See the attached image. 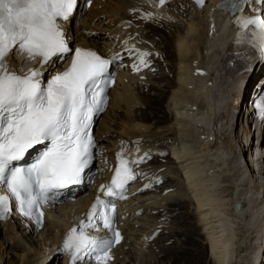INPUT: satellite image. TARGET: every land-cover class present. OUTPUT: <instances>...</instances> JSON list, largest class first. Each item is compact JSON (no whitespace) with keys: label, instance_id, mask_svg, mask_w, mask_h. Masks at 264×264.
I'll return each mask as SVG.
<instances>
[{"label":"bare ground","instance_id":"6f19581e","mask_svg":"<svg viewBox=\"0 0 264 264\" xmlns=\"http://www.w3.org/2000/svg\"><path fill=\"white\" fill-rule=\"evenodd\" d=\"M219 1L206 0L204 7L197 10L192 0H165L162 6L157 3V0H105L104 3H94L95 7L89 13L86 12L84 16L81 10L77 11L74 19L71 18V22L65 26V30L69 31L66 36H69L70 44L104 52L115 42L111 40V34H100L102 31L96 32L97 29L92 28V25L96 24L95 26L99 27L105 24L108 31L113 29V22L125 19L130 22L127 25L135 40L146 47L144 50L151 53L149 63L154 61L147 71L139 75H124L119 78L118 84L111 90L110 105L98 130L96 129L97 138L108 152L116 148L118 157L122 156L123 159L133 156L134 153H140L141 156L138 157L137 154L133 162L139 158L141 165V161L148 160L149 156L142 157L144 149L150 148V145L154 146V142L158 139L167 138L165 148L171 151L173 145L169 137L176 136L184 142V139H188V136L183 134L186 131H191L190 137L193 134L195 142L201 149L199 153L194 154H191L189 149L181 156L175 149H172L177 161L183 164L184 169L188 168L185 179L189 185V188L187 187L189 194L192 196L182 198L174 196L177 189L183 185L174 178L166 177V172L158 176L162 168H159L155 162L154 169H157L147 170L144 184L147 189L143 188L144 194L140 195L143 198L138 196L139 194L133 195L134 197L121 203L120 213L123 211V204L129 205L127 210L130 221L127 228L124 225L126 241L115 251V261L112 264H132L135 254L141 248L149 249L146 251L148 256L154 254V250L159 249V243H154V247L150 244L151 246L148 247V243L141 242V239L145 236L146 239L147 237L151 239L164 230L170 231L169 240L178 239V241L168 248L163 247L158 255H153L156 259L166 258L160 264H163V261L164 264H207L208 262L209 264H229L231 256L227 261L226 252L232 249L229 245L235 241H232L233 235L229 234L230 228L227 229L226 225H223L224 221L229 220L226 216H234L231 215L232 212L237 213V219L241 218L243 221L238 225L241 226L243 223L245 228L250 227L256 213L253 209L247 210L245 203L250 200L247 204H254L255 208H258V196L262 194L261 212L258 213L264 218V155L253 160L254 135L249 125L246 124L247 120L243 115L245 110L242 109L248 107L251 95L262 86L264 61L256 55L250 59L243 58L248 55V52L244 50L245 48L235 46L234 41L237 37L231 41L234 29L237 27L238 32L240 29L235 19L231 22L226 13L216 10ZM173 4L177 6L176 9L179 6H182V9L169 11L167 8ZM100 5L101 9H99ZM193 9L197 10L196 16L187 20L184 28L179 27L181 16H185ZM149 14L150 18H148ZM137 19H144L146 24L139 22L140 25L136 26L131 23ZM148 22L153 23L152 27L148 25ZM86 29H89L88 35L84 33ZM73 33L74 36L71 38ZM93 33H96L95 37L91 36ZM157 41H159L158 44ZM169 65H171L170 68ZM11 67L15 70L16 65L11 63ZM141 67L139 65V68ZM125 80H129L128 83H125ZM142 88H144L143 94L141 93ZM135 89H138L137 94ZM146 89H148V95H146ZM176 100L182 104V110L186 114H190L192 112L190 110L194 107L201 109V116L196 119L198 123L196 120V123H191L187 117L182 116L183 111H177L176 124L172 126L168 124L171 122V117L167 112L169 107H165L164 104L163 107L162 103L170 104L169 102ZM138 103H144L147 106L146 109H137ZM238 126H240V131H238ZM103 134L106 136L104 139ZM245 136L250 139V142L245 143ZM260 147H263V142ZM212 157L222 161L224 166L225 163L228 164L226 170L224 168L218 170L219 173L225 175L224 177L229 178L231 183L234 182L230 188L234 191L231 197L239 190L237 200L232 201V199L230 202L222 199L214 200L215 196H212V193L219 185H217L218 179L213 176L217 170L212 169L214 166L211 164L214 161ZM241 159L245 161V165L240 164ZM134 164L131 167H134ZM203 164H205L204 167L201 166ZM206 168L211 169L206 170ZM163 171L166 170L163 169ZM206 171L209 173L208 177H206ZM244 173L248 175L245 176ZM161 179H163L162 182L165 179L168 181L161 186ZM155 182L156 184H153ZM153 187L160 189L162 196L145 199L149 196L147 190ZM169 188H172L170 192ZM93 199L94 196L90 194L74 203L67 201L59 206L51 207L43 225L48 228L42 227L40 233L45 237L44 239L38 237L36 241L33 237L41 228L18 217L8 216L0 221L1 246L4 247L7 243L9 246V240L21 234L22 238L9 246L10 250L20 248L23 252L19 255L20 264L45 262L46 256H41L44 252L33 250L34 254H30L31 248L33 249V245H37V242L44 246L45 251L46 246L52 248L53 256L57 260L61 259L62 244L68 229L76 226L80 220H85L87 209ZM238 202L244 203L238 207ZM229 204L236 205L235 210H230L231 213L228 212V208H225ZM164 205H167V211L162 209ZM193 205L196 208L191 211ZM154 209L160 210L159 216L153 214ZM166 214L174 221L167 222V218L160 219V216ZM121 221L123 222V218H120ZM262 223L261 230L252 233V235L260 234L258 235L260 238H252V241H258L254 248L257 256L252 259V252L248 255L252 258L250 257L249 261L243 259L242 264L244 262L245 264H257V260L264 253V222ZM55 230L59 232L56 236L53 234ZM250 233L244 232L248 236L247 240L252 236ZM7 255L8 249L5 247L0 249L1 261L7 258ZM144 255L142 257H145ZM13 260L7 261L6 259L4 264H17ZM143 261L147 260L143 259ZM63 264H69V261L66 263V260H63Z\"/></svg>","mask_w":264,"mask_h":264},{"label":"snow or ice","instance_id":"6c2138e0","mask_svg":"<svg viewBox=\"0 0 264 264\" xmlns=\"http://www.w3.org/2000/svg\"><path fill=\"white\" fill-rule=\"evenodd\" d=\"M196 2L203 6L205 0ZM251 2L233 3V13H241L235 17L240 32L234 44L250 48L252 55L264 61V15L242 14L244 4ZM255 2L264 5V0ZM158 3L162 6L165 0ZM77 9L78 0H0V220L7 218L15 202L20 213L39 224L44 205L88 178L86 169L97 147L92 135L94 117L105 110L114 77L108 71L112 60L95 51L70 47L64 25L74 19ZM21 54L28 60L38 59L40 68L23 75L10 72V55ZM137 55L139 65L146 67L148 53L137 50ZM66 56L71 58L70 66L54 71L45 83L41 79L44 72ZM256 106L264 119V95ZM33 152L38 155L28 164L26 156ZM119 159L111 185L100 190L105 196L124 199L128 181L135 179L130 165L136 162ZM115 208L113 201L98 196L87 223L71 230L63 250L73 264L85 258L107 264L111 259L113 246L122 239L113 226ZM94 217L99 224L93 223ZM101 226L110 235L100 237L85 231Z\"/></svg>","mask_w":264,"mask_h":264},{"label":"rangeland","instance_id":"374dc122","mask_svg":"<svg viewBox=\"0 0 264 264\" xmlns=\"http://www.w3.org/2000/svg\"><path fill=\"white\" fill-rule=\"evenodd\" d=\"M149 1V0H148ZM150 3H151V1H150ZM153 3H151V5H152ZM172 5V4H171ZM192 6L194 7V5L192 4ZM175 7H177V6H175L174 4H173V6H170L169 8H167L169 11H177V9H182V6L180 7H178L177 9L175 8ZM197 7V6H196ZM196 7H194L195 9H196ZM172 8V9H171ZM180 9V10H181ZM195 9H193V10H190L189 12H187L186 13V15L185 16H181V20H180V22L181 23H179L178 24V26L179 27H181V28H184L185 27V23L187 22V20H189V19H192L193 17H195L196 16V12H197V10L199 9L198 7H197V10H195ZM180 10H179V12H180ZM196 13V14H195ZM134 19V18H133ZM139 22H145V24H146V21H144V19H140L139 21H137V20H133V21H131V23L132 24H134V25H136V26H138V25H140L139 24ZM96 24H93L92 25V28H94V29H97L96 31H98V32H100V31H102V30H106L107 31V26L105 25V24H102V25H100L99 27H96L95 26ZM148 25H150V27H152V25H153V23H149L148 22ZM94 26V27H93ZM82 28H84V26L82 27ZM146 31H147V29H146ZM72 36H74V34L72 35ZM153 39H155V38H153ZM158 39V38H157ZM155 42H156V40H154ZM158 42L159 41H157V44H158ZM155 61H156V59H155ZM153 63H154V61L152 62V65H153ZM202 65V64H201ZM169 68L171 67V65H169L168 66ZM137 90V91H136ZM135 91V93L137 94L138 93V89H135L134 90ZM146 95H148V89H146ZM141 93L143 94L144 93V88H142V90H141ZM145 97V96H144ZM153 97H154V95H153ZM170 104H168V102L167 103H165V102H163L162 103V105L164 104L165 105V107H169V111L167 110V112H169V116L171 117V122H169L168 124H170L171 126L172 125H174V124H176V116H175V114L177 113V111H183L182 109H183V106H181L182 104H180L179 102H177V100L176 101H171V102H169ZM168 104V105H167ZM218 104V103H217ZM164 105H163V107H164ZM146 105L144 104V103H138V107H137V109H142V110H145L146 109ZM245 108L246 107H243L242 109L243 110H245ZM201 109L199 108V107H194V108H192V110H190V111H192L190 114H186L185 113V111H183L182 113V116L183 117H187V119L189 120V121H191V123H196L195 122V120L196 119H199V117L201 116V114H200V111ZM134 114V113H133ZM200 114V115H199ZM140 115V114H139ZM103 116H105V114L103 115ZM103 119H104V117H102V119L100 120V122H99V124H98V128H99V126H100V124H101V122L103 121ZM197 121V120H196ZM197 123H198V121H197ZM154 126V125H153ZM153 126H151L152 128H154ZM98 130V129H97ZM179 131H180V129H178ZM241 129H240V126H238V131H240ZM178 131V132H179ZM190 132V133H189ZM180 134H182L181 132H179ZM185 136H188V139H184L185 141L184 142H182V141H180L179 140V138L178 137H169V139H170V141H171V143H172V149L174 150L175 149V151L176 152H178L179 154H180V156L181 155H183L185 152H187L189 149H190V153L192 154H194V153H199L200 151H201V149H199V145L195 142L196 140L194 139V137H193V134H192V136L190 137V135H191V131H186L185 133H183ZM161 140H163V141H161ZM165 140H167V138H162V139H158V140H156L154 143V146L153 145H150V143H147V145H150V148H148V149H144L143 150V152H142V157H147L148 155V160H145V161H141V165H140V167H145L146 169H148V170H151V171H154L155 169H157V168H155L154 169V165H155V162H157V164L156 165H158L159 166V168H162V172H160V174H158V176L159 175H161V174H163V173H165L166 174V177H170V178H174L178 183H180L181 185H183V187H181L180 189H177V191L174 193L175 195L174 196H176V197H179V198H182V197H189V196H192V194L190 195L189 194V192L190 191H188V189H187V187L189 188V185H187L188 183L186 182V177H187V173H188V168L187 169H184V166H183V164H181V162L180 161H177V158L176 157H174L173 156V151H172V149H171V151H170V149H169V153H168V149H166L165 147ZM188 140H189V142H188ZM192 140H193V142H192ZM153 141V140H152ZM254 146V145H253ZM249 152V151H248ZM146 156H145V155ZM150 157H151V159H150ZM160 158L162 159V160H160ZM149 159H150V161H149ZM212 160H214L213 162H211V164H213L214 166L212 167V169H216L217 170V173H215L213 176H215L217 179H218V184L217 185H219V187H217V188H215L214 190H215V192L214 193H212V196H215V198H214V200H216V199H222L223 201H227L228 200V202H230L232 199V201H235V200H237L238 198H239V194L237 193V192H239V190H237L235 193V195H233V197H231V194L232 193H234V191L233 190H231L230 188H232V183H234V182H230L231 180H229V178H226V177H224L225 175L224 174H221V173H219V170L218 169H223L224 168V170H226V168L228 167V164H226L225 163V166L223 165V162L222 161H220V160H218L216 157H212ZM225 161V160H224ZM158 162H160V164L158 163ZM226 162H227V160H226ZM244 164L245 165V161L243 160V159H241L240 160V164ZM242 164V165H243ZM218 165V166H217ZM202 167H204L205 166V164H203V165H201ZM155 167H157V166H155ZM192 167V166H191ZM190 167V168H191ZM163 169H165L166 171H163ZM209 169H211V168H206V170H209ZM161 170V169H160ZM202 170H205V169H203L202 168ZM204 172V171H203ZM227 172V171H226ZM205 174H206V177H208L207 175L209 174L207 171L205 172ZM244 175L246 176V175H248V173H244ZM205 177V176H204ZM162 180L163 179H161V181L160 182H162ZM242 180V179H241ZM167 181H168V179H165V181H163L162 183H161V186L165 183H167ZM220 183V184H219ZM164 184V185H165ZM156 187H153L152 189H149V190H151V192H149V194H147V195H149L148 197H146L145 199H147V198H157V197H159V196H162V194H160L161 193V190L160 189H155ZM226 189V190H225ZM172 190V188H169V192ZM228 190V191H227ZM227 191V192H226ZM139 195H141V194H139ZM217 195H218V198H217ZM210 196V195H209ZM235 196H236V198H235ZM238 196V197H237ZM140 197H142V196H140ZM222 197H224V198H222ZM259 198H258V202H259V205H258V208H255V206L256 205H254V204H251L250 205V203H248L247 204V202H249V201H247L246 203H245V206H247V210L249 209V210H254V212L256 213V216H254V219L252 220V223H251V226L249 227V226H247L246 228L243 226V223H242V225L241 226H239L238 224L240 223V222H243L242 220H241V218L240 219H237V217H236V215H237V213L236 214H233V212H232V214L231 215H234V216H226V219H229L228 221L226 220V221H224L225 223H223V225L225 224L226 225V228L228 229V227L230 228V230H231V232L229 233L230 234V236H232L231 238H232V241H235V242H232L233 243V245H232V243L229 245L232 249H228V252H230V254H227L228 252H226V255H227V261H229L230 259V262L231 263H229V264H242V262L244 261V260H247V261H249L250 260V257L252 258V259H255L256 257L255 256H257L256 254H257V251H254L255 249V247H256V245L258 244V241H255V240H253L252 241V238H260V236H258V235H260L259 233H255V234H253L252 235V233L254 232V231H256V230H261V228H262V222H264V218H263V216H261L258 212L260 211V203H262L261 201H262V197H263V195L261 194V195H259L258 196ZM143 198V197H142ZM257 198V197H256ZM242 204L244 203V202H241ZM167 205H164V206H162V207H164V208H162L163 210L164 209H166V210H164V211H167V207H166ZM236 205L235 204H233V205H231V204H229L228 206H226L225 208L227 209H229V211L228 212H230V210H235L236 209V207H235ZM251 206V207H250ZM254 206V207H253ZM157 207V206H156ZM158 208V207H157ZM195 208H196V206H192V208H191V211H194L195 210ZM224 208V209H225ZM255 208V209H254ZM262 208V207H261ZM153 212V211H152ZM159 212H160V210L159 209H154V212H153V214L155 215V216H159ZM227 212V214H230V213H228ZM261 212V211H260ZM149 213V212H148ZM164 218H167V222H172V221H174V219H171V217L170 216H167V214L165 215V216H160V219H164ZM231 223V224H230ZM233 225V226H232ZM239 226V227H238ZM261 226V227H260ZM44 227H46V226H44ZM43 227V228H44ZM238 227V228H237ZM43 228H41V229H39V230H37V235H35V237H33L34 239V241H36V239H38V237L39 238H41V239H44V237H45V235L44 236H41L40 235V233H41V230L43 229ZM46 228H48V227H46ZM46 228H45V232H46ZM250 230H249V229ZM161 229V228H160ZM247 229V230H246ZM167 230H164V232H162L161 234H159V235H157V236H154V237H152L153 239H151L152 241H150L149 240V238L147 237V239H146V236L145 237H143L142 239H141V242H145V244L146 243H148V247H150L151 245H152V247H154V243L156 244V243H159V249L157 250V249H155L154 250V254H156V255H158L159 253H160V251H162L163 250V247H169V246H171V244H173L174 242H177L178 241V239H170L169 240V238H170V231H168V232H166ZM233 231V232H232ZM245 231H248V234L250 233L252 236H250V238H249V240H247L248 239V236H246L245 234H244V232ZM59 232L57 231V230H55L54 231V235L56 236L57 234H58ZM227 233V232H226ZM232 234V235H231ZM25 235V234H24ZM236 236V237H235ZM235 237V238H234ZM22 237H21V234H18V235H15L14 236V238H13V240H9L10 241V245L12 246L13 244H14V242L15 241H19L20 239H21ZM238 239V240H237ZM170 242H169V241ZM203 240H204V238H203ZM205 241H206V239H205ZM38 244L36 245H33L34 247H33V249L31 248V251H30V254L31 255H33L34 254V251L33 250H36V252L38 251V252H44V253H41V256L43 255H45L46 256V259H45V262L43 263L42 262V264H63V258L61 257V259H56V257H54L53 256V254H52V248H50V247H48L47 248V246H46V251H45V249H44V246H42L41 244H40V242H37ZM129 244H130V242H129ZM151 244V245H150ZM2 245V241H0V249L2 250L4 247L6 248V249H8V255H7V258H5L3 261H1L0 260V264H4L5 263V261H6V259H7V261L8 260H12V259H14L13 261L14 262H17V264H20V257H19V255H22V251H21V249L19 248H14V251H13V249L12 250H10V245L8 246V243L4 246V247H2L1 246ZM31 247V246H30ZM207 247H208V249L210 248L209 247V245H207ZM142 249V250H141ZM141 249H139V251L135 254V260L132 262V264H146V262H147V264H160V262L162 263V260L164 259H166V258H164V257H159V259H156V257H154L153 255L154 254H152V255H146V251H148L149 249H143V248H141ZM234 249V250H233ZM236 249V250H235ZM248 249V250H247ZM151 250H153V248H151ZM249 250H250V252H249ZM50 251V252H49ZM262 251V250H261ZM253 252V253H252ZM263 252H264V250H263ZM262 252V253H263ZM140 253H142L145 257H148L147 259L145 258V257H142L143 255L142 254H140ZM252 253V255L250 256V257H248V255L249 254H251ZM26 254V253H25ZM24 254V255H25ZM232 254V255H231ZM141 255V256H140ZM263 255H264V253H263ZM262 254H261V256L259 257V259L257 260V264H264V256H263ZM231 256V257H230ZM263 256V257H262ZM145 259V260H147L146 262L145 261H143V259ZM229 257H230V259H229ZM248 257V258H247ZM38 258V257H37ZM162 258V259H161ZM142 259V261H140ZM244 259V260H243ZM249 259V260H248ZM148 260H149V262H148ZM243 260V261H242ZM141 262V263H140ZM248 263V262H247ZM16 264V263H15ZM41 264V263H40ZM163 264H164V261H163ZM207 264H209V262L207 263ZM216 264H218V263H216ZM244 264H245V262H244Z\"/></svg>","mask_w":264,"mask_h":264},{"label":"water","instance_id":"95a60500","mask_svg":"<svg viewBox=\"0 0 264 264\" xmlns=\"http://www.w3.org/2000/svg\"><path fill=\"white\" fill-rule=\"evenodd\" d=\"M193 2H195V4L197 5V7L200 9V8H203L204 7V5H205V2H206V0H205V2H204V5L203 6H201V5H199V4H197V2H196V0H192ZM238 207H240V204L239 205H237Z\"/></svg>","mask_w":264,"mask_h":264}]
</instances>
